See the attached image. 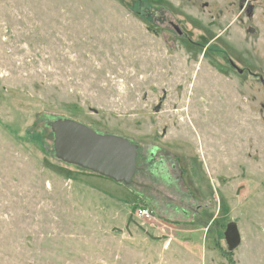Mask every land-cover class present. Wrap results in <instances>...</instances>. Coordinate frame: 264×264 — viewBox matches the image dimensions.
<instances>
[{"label": "rangeland", "instance_id": "rangeland-1", "mask_svg": "<svg viewBox=\"0 0 264 264\" xmlns=\"http://www.w3.org/2000/svg\"><path fill=\"white\" fill-rule=\"evenodd\" d=\"M139 1L0 0V264H264V0ZM57 117L138 143L132 182L55 157Z\"/></svg>", "mask_w": 264, "mask_h": 264}, {"label": "water", "instance_id": "water-1", "mask_svg": "<svg viewBox=\"0 0 264 264\" xmlns=\"http://www.w3.org/2000/svg\"><path fill=\"white\" fill-rule=\"evenodd\" d=\"M50 126L58 159L116 181L132 182L138 166V143L121 134L98 131L73 118H55ZM225 237L230 251L240 245L241 235L234 222L227 224Z\"/></svg>", "mask_w": 264, "mask_h": 264}, {"label": "flooded vegetation", "instance_id": "flooded-vegetation-1", "mask_svg": "<svg viewBox=\"0 0 264 264\" xmlns=\"http://www.w3.org/2000/svg\"><path fill=\"white\" fill-rule=\"evenodd\" d=\"M151 1V0H149ZM251 0H247V2H245L242 6V12H245L246 14H252L253 10H254V6L253 4L250 2ZM148 2V1H147ZM152 3L148 4V9L150 10V14H151V10L150 8H153L154 6L156 7H165L167 6V4H165L164 0H153L151 1ZM205 6H208L207 2H204ZM170 25L173 28V30H175L178 34L182 35L184 32L181 30L180 26L174 21V20H170ZM219 37V36H218ZM218 37H214L212 38L213 40L210 42H207L208 44H206V42L201 41L200 39L196 38L194 40H191L195 45L200 46V47H205V48H209L211 43H213ZM214 49H220L222 51H224L225 49L223 48L222 45L218 44V46H215ZM228 61H229V65L234 69L237 70L239 73H244L245 69L240 67L232 58L228 57ZM253 76L258 77V74L255 72H250ZM261 81H262V77H260ZM263 82V81H262Z\"/></svg>", "mask_w": 264, "mask_h": 264}, {"label": "trees", "instance_id": "trees-1", "mask_svg": "<svg viewBox=\"0 0 264 264\" xmlns=\"http://www.w3.org/2000/svg\"><path fill=\"white\" fill-rule=\"evenodd\" d=\"M138 7H139V10H137V12L138 13H140V14H142L143 16H145V17H147V16H150V14H149V9H148V4H147V2H146V0H140L139 2H138ZM58 118V117H57ZM55 119V118H54ZM53 119V120H54ZM49 122H51V121H49ZM48 122V124L50 125V123ZM96 129V128H95ZM98 130V129H97ZM98 131H100V130H98ZM101 132H103V131H101ZM54 134V133H53ZM134 142V141H133ZM53 147H54V143H53ZM52 152H53V154H54V156H55V150L53 151L52 150ZM56 157V156H55ZM138 167V166H137ZM82 168V167H81ZM84 169V168H83ZM85 170H87V169H85ZM88 171H90V170H88ZM148 206L147 204H145V203H139V204H136L135 206H132V208H131V212H132V215H135V211H136V209L139 207V206ZM228 252H231V251H229L228 250Z\"/></svg>", "mask_w": 264, "mask_h": 264}, {"label": "built area", "instance_id": "built-area-1", "mask_svg": "<svg viewBox=\"0 0 264 264\" xmlns=\"http://www.w3.org/2000/svg\"><path fill=\"white\" fill-rule=\"evenodd\" d=\"M135 217L138 219L150 221L154 219L153 212L149 206H139L135 211Z\"/></svg>", "mask_w": 264, "mask_h": 264}]
</instances>
